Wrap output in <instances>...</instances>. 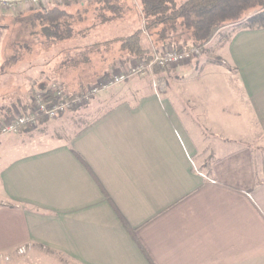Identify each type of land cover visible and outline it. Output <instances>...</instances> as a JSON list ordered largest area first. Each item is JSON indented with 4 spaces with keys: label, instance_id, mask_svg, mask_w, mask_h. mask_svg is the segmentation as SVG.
<instances>
[{
    "label": "crops",
    "instance_id": "crops-1",
    "mask_svg": "<svg viewBox=\"0 0 264 264\" xmlns=\"http://www.w3.org/2000/svg\"><path fill=\"white\" fill-rule=\"evenodd\" d=\"M7 17L0 14V121L50 84L35 58L1 71L10 57ZM129 19L119 20L126 30ZM148 38L152 52L167 45ZM113 44L90 49L87 72L66 86L82 90L101 72L126 68L131 57L121 40ZM221 51L235 71L208 77L219 85L138 90L137 101L117 103L72 135L44 133L48 119L2 136L7 248L35 242L86 264H264V166L241 145L244 127L264 137V26L239 29Z\"/></svg>",
    "mask_w": 264,
    "mask_h": 264
},
{
    "label": "rangeland",
    "instance_id": "rangeland-1",
    "mask_svg": "<svg viewBox=\"0 0 264 264\" xmlns=\"http://www.w3.org/2000/svg\"><path fill=\"white\" fill-rule=\"evenodd\" d=\"M66 1L62 0L52 4V6L61 4V6H64V8L74 14L70 22L64 21L62 23L57 34H53L54 31H51V33L48 30H44V25H38L35 28L25 25L26 23L23 22L25 20H22V18H29L30 13L28 12L29 10L27 11V8L22 9V11L27 12L18 15L0 8V14L4 18L8 15L6 18L9 22L8 28L10 29L9 38H7L8 55H12L15 51H18L20 57V63L18 64L35 58L36 62L31 65L35 66L37 71H42V68H45L46 72H42L45 75V79L43 80L45 82L57 80L62 83L66 82L75 85L78 83V81L75 83L77 79L76 75L87 72V67L91 64L89 57L91 59V52L93 50L96 52L114 50L120 46V43L115 42V44H119L118 46L113 44L115 38L120 39L121 36L128 35L137 28L134 27L133 24L135 23L132 20L138 18L135 12L140 9V3L139 0H111L110 3L105 0ZM255 13L256 11H253L243 20L222 28L211 42L208 43V47L206 46L202 53L195 58L185 61L175 68L159 69V71H155L154 73L147 72L115 84L100 92L87 105L69 110L59 117L51 119L49 123L43 125L47 126V131L45 130L44 133L50 134L53 137L67 134L72 135L117 103L122 101H137L139 98L138 90L149 93L151 90L155 91V89H158L157 91L161 93L164 88L171 86L204 87V83L212 84L214 81H216V85L217 83L219 85V78L210 79L208 77L213 76L218 71H235L234 66L222 53L223 51L225 53L226 48H223L220 54V47L226 45L239 29L250 28L248 26L249 18ZM127 18H130L131 30H126L120 23L123 19ZM149 34L148 31H143L142 41L145 38L149 39ZM97 39L112 40V43L111 41L108 43V48L102 43L90 48L92 42ZM163 48L165 46L160 49ZM65 51H67L66 54ZM104 55L103 53L102 56ZM102 56L96 57L95 63L98 62L97 60L101 62ZM70 58H73V60ZM61 59L65 62L68 61L66 62L68 65L65 67L63 65L59 66ZM83 59L85 63L82 62ZM130 60L129 66L135 63L136 58L131 57ZM23 64L26 66L27 63ZM128 65L125 68V66L119 63L118 66L116 65L106 72L124 71L128 68ZM104 73L101 72L89 83L96 82ZM189 74H191V77H185ZM227 86L234 87L230 81L227 82ZM67 88L72 91L68 86ZM243 137L245 141L241 145L252 146L257 166L259 168L263 167L264 137L261 128L258 126L244 127ZM196 161L200 165L201 160L196 159ZM213 161L214 159L208 160V166ZM7 232L6 225H3V222L0 223V264H86L62 251L35 242L19 243L16 247L7 248L8 245L5 244L8 243L6 241V238H8Z\"/></svg>",
    "mask_w": 264,
    "mask_h": 264
},
{
    "label": "trees",
    "instance_id": "trees-1",
    "mask_svg": "<svg viewBox=\"0 0 264 264\" xmlns=\"http://www.w3.org/2000/svg\"><path fill=\"white\" fill-rule=\"evenodd\" d=\"M139 3L143 26L118 38L129 57L151 58V49L146 48L142 41L144 30L150 33L154 41L174 45L179 51L191 46L203 51L222 28L243 20L253 11L256 13L250 16L248 26H264V0H139ZM28 12L29 18H22L25 25L34 28L44 25V30L54 31L53 34L59 32L64 21L70 22L74 16L61 4L32 8ZM19 58L18 51H15L5 60L1 71ZM159 69L156 67L155 71ZM47 120V117H43L40 121Z\"/></svg>",
    "mask_w": 264,
    "mask_h": 264
},
{
    "label": "built area",
    "instance_id": "built-area-1",
    "mask_svg": "<svg viewBox=\"0 0 264 264\" xmlns=\"http://www.w3.org/2000/svg\"><path fill=\"white\" fill-rule=\"evenodd\" d=\"M62 0H0V8L13 13L27 11L32 8L50 7L55 2ZM202 50L197 46H191L179 51L174 45H166L163 49L152 52L151 58H136L126 70L119 72H105L96 82L89 83L82 90L70 91L65 83L54 80L45 90H35L24 107L16 114L0 121V138L4 135L18 132L23 127L39 126L43 117L48 119L57 118L65 112L87 105L100 92L115 84L136 75L147 72L154 73L155 68H174L177 65L189 61L200 55Z\"/></svg>",
    "mask_w": 264,
    "mask_h": 264
}]
</instances>
